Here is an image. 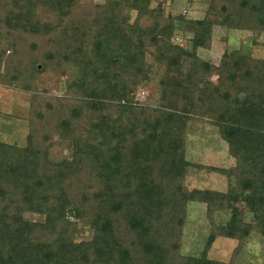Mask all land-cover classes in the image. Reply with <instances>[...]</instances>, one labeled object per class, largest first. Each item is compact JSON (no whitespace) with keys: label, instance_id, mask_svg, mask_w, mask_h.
I'll use <instances>...</instances> for the list:
<instances>
[{"label":"trees","instance_id":"trees-1","mask_svg":"<svg viewBox=\"0 0 264 264\" xmlns=\"http://www.w3.org/2000/svg\"><path fill=\"white\" fill-rule=\"evenodd\" d=\"M173 1L0 0V86L30 92L26 144L0 137V264H239L264 236V58L199 54L216 26L258 44L264 0H209L200 19L167 14ZM192 122L218 129L234 166L187 159ZM194 168L228 189L190 188ZM192 203L209 221L199 255L183 252ZM221 237L229 261L209 256Z\"/></svg>","mask_w":264,"mask_h":264},{"label":"rangeland","instance_id":"rangeland-1","mask_svg":"<svg viewBox=\"0 0 264 264\" xmlns=\"http://www.w3.org/2000/svg\"><path fill=\"white\" fill-rule=\"evenodd\" d=\"M158 1L153 0L152 6H157ZM208 8L209 0H175L168 3L166 12L172 15L185 14L188 18L200 19L206 15ZM135 16L136 13L132 11L130 21ZM179 27L176 41L184 46H189L188 39L191 38V34L183 32V25ZM255 36L256 34L251 31L228 30L216 26L212 49H199V54L204 59L216 64L220 62L224 52L239 49H243L256 58H264V34L259 36V43L256 45L253 44L252 40ZM60 93H63V90ZM158 96L159 93L151 88H141L137 92V99L143 104L156 103ZM29 109L30 92L22 90L20 84L10 88L0 86V137L2 140L18 145L26 144L29 134ZM187 139V159L193 163L217 164L220 155L224 154L221 151L223 146L226 147L229 154L228 144L220 138L218 129L213 125L198 122L190 123ZM217 147H221V150H218L217 153L213 152V154V149ZM214 174L206 170L191 169L187 178V185L190 188L206 189L209 186L210 177H213ZM188 214L183 252L199 255L209 231L206 206L202 203H192L189 206ZM26 216L33 220L41 219L38 215L27 214ZM227 217L228 214H219L217 219L223 221ZM91 236L92 231L88 227L80 229L79 240L90 239ZM236 246V240L218 238L210 250L209 256L213 259L229 261ZM239 264H264V236L252 233L239 259Z\"/></svg>","mask_w":264,"mask_h":264},{"label":"crops","instance_id":"crops-1","mask_svg":"<svg viewBox=\"0 0 264 264\" xmlns=\"http://www.w3.org/2000/svg\"><path fill=\"white\" fill-rule=\"evenodd\" d=\"M221 147L214 148L212 153L213 152L217 153L218 150H221L220 149ZM221 151L224 152V154L220 155L218 162H216L217 164H215L214 166L217 165V166L226 167V168L234 166L235 165V159L232 156H230V154L227 153V149L225 146H223V150H221ZM218 163H220V164H218ZM188 176H189V174H188ZM209 180H210V182H209L208 188H210V189H216V190H220V191H226L228 189L227 179L225 177L219 175V174L215 173L213 175V177H210Z\"/></svg>","mask_w":264,"mask_h":264}]
</instances>
